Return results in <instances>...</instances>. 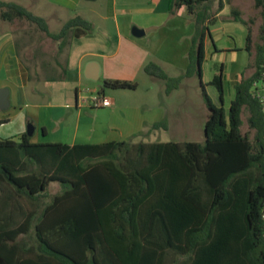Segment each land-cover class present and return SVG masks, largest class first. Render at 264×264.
Returning <instances> with one entry per match:
<instances>
[{
	"label": "trees",
	"instance_id": "trees-1",
	"mask_svg": "<svg viewBox=\"0 0 264 264\" xmlns=\"http://www.w3.org/2000/svg\"><path fill=\"white\" fill-rule=\"evenodd\" d=\"M170 1V10L184 5L194 18L184 76L200 79L208 109L203 142L68 144L37 142L25 131L0 138V264H264V112L252 88L264 61V0H254L263 18L254 70L237 78L227 111L222 71L209 81L218 105L201 81L208 26L222 1L217 12L216 0ZM0 9L3 20L26 19L63 40L60 49L69 32L77 29L79 36L91 29L76 15L52 33L43 17L17 3L0 0ZM250 42L248 32L249 51ZM144 71L174 82L169 91L182 79L154 62ZM104 85L137 86L121 79H105ZM243 110L252 138L241 131ZM159 126L166 123L153 124ZM52 181L61 188L42 202ZM28 233L31 243L19 239Z\"/></svg>",
	"mask_w": 264,
	"mask_h": 264
},
{
	"label": "rangeland",
	"instance_id": "rangeland-1",
	"mask_svg": "<svg viewBox=\"0 0 264 264\" xmlns=\"http://www.w3.org/2000/svg\"><path fill=\"white\" fill-rule=\"evenodd\" d=\"M14 2L30 11L36 16L43 17L49 31L57 33L61 25L70 17L80 15L84 16L93 24V30L90 31L91 38L81 42L66 41L69 48V66L74 64L77 56L86 49H100L103 45L114 46L116 40L114 26V2L120 0H2ZM222 9L218 16L208 26L209 34L206 38L205 54L201 64V81L210 100L218 103V91L216 86L209 83L215 74L221 71L224 78V96L223 107L227 111L230 101L234 97V84L237 78L242 74L250 75L254 68V56L256 46L260 45V25L263 22L262 8L254 4V0H221ZM219 2L216 0L212 4V10L218 8ZM232 10L239 12L240 18L246 20L247 24L241 20H236ZM2 9H0L1 13ZM105 17V18H104ZM184 30L186 27H180ZM159 40H153L151 45L155 47L158 56L170 62L173 65L166 66L165 71L169 77H178L181 73L182 63H185L187 54H183L186 47L185 42L177 38L178 34L171 33L167 36L163 29H159ZM107 32L110 43L99 41V34ZM150 28L148 34L152 33ZM250 32V51L245 48L246 36ZM4 33L14 35L15 50L22 60L29 64V69L40 71L44 67L49 57L55 54L56 48L54 41L42 33L39 28L26 19H14L12 21L0 18V36ZM10 34V35H11ZM57 41V40H56ZM63 40H58L60 44ZM145 41V40H143ZM56 43V42H55ZM66 45V46H67ZM67 46V47H68ZM67 47L65 48L66 51ZM31 52L36 56L31 66ZM59 56V59H63ZM57 61V60H56ZM43 63V64H42ZM65 64V63H64ZM35 67V68H34ZM65 67V66H64ZM0 85H5L10 91V105L6 109H0V120L2 118H13L9 123L10 129L16 125L18 116L32 114L36 118L37 109H29L17 105L14 93V86L4 74V68H0ZM32 70V71H34ZM42 73H30V87L26 89L28 97L26 102L30 105L52 104L58 106L67 103L65 113L62 118L52 119V129L59 130L62 136L59 141H108L124 140L131 143L137 142H164V141H195L204 140V122L206 120L208 109L201 93L200 79L197 74L191 78H185L175 86L174 82L166 81L161 78L149 76L144 72L138 73L135 82L138 83L136 89H113L104 85V78L100 76L96 80H89L82 75L79 80L73 77H54L46 76ZM42 76L51 79V85L46 83L47 79L40 80ZM40 80V81H38ZM13 86V87H12ZM37 87L38 90H34ZM3 88V87H0ZM35 91V92H34ZM102 92L113 96L116 99V112L109 114V108H100L95 106L93 100L101 99ZM75 93L79 94L80 106L75 107ZM71 105V106H70ZM243 124L242 133H248L253 137V130L248 128L247 111L243 110L241 114ZM155 122H164L166 126L153 127ZM29 123V122H28ZM26 123V126L27 124ZM51 124V123H50ZM60 124V125H59ZM62 124V125H61ZM113 128H112V127ZM0 129V134H3ZM53 134L57 132L52 131ZM34 141L43 142L42 134L37 131L32 135ZM54 140V139H50ZM60 183L52 181L41 193L42 202L51 201L53 195L60 190ZM20 240L31 243L30 234H23Z\"/></svg>",
	"mask_w": 264,
	"mask_h": 264
},
{
	"label": "crops",
	"instance_id": "crops-1",
	"mask_svg": "<svg viewBox=\"0 0 264 264\" xmlns=\"http://www.w3.org/2000/svg\"><path fill=\"white\" fill-rule=\"evenodd\" d=\"M170 3H171L170 0H120L119 2L115 1L113 6L114 26L116 33V40L114 46L103 45L98 50L86 49L77 56L72 66H69L68 53L70 51L69 50L70 46L67 45V42L60 49L59 44H57L58 40L56 41L55 39L49 37L54 41L55 47H57L55 54L49 57L46 63H44L45 66L44 67L42 66L40 71L37 72V70L34 69H32L34 70L32 71L30 70L31 67L29 66V64L24 62L16 52L14 35L11 33L1 34L0 68H4V74L6 75V77H8V79L11 81V83L14 86L15 98L17 101V105L20 107L19 111L21 112L23 108L25 109L28 108L29 111H33L34 109H37V115L35 116L36 117L35 119L32 118L31 116L32 114H28L29 112L21 116L19 115L18 116L19 119L17 120V123H15L16 125H14L12 129H10V127L8 126L9 123H12L14 119L11 117L2 118V120H0V129L2 127L6 129H3V134H0V138L17 137L19 134H21L26 130V123L29 122L35 126L34 134L40 130L42 134V138L44 139L43 142H63V141H59V138L62 136V133L59 130L56 131V129L54 128L52 129L51 126H53L54 124L53 122H50V120L51 118L52 119L62 118L64 116L67 103L65 102L59 104L58 106H54L52 104L37 105L35 103L29 105L26 102V98L28 97V92L26 91V89L31 86L30 85L31 72L42 73L43 75H45V73L48 72L49 74L46 76L52 75L56 78L73 77L74 79L79 80L82 77V75H84L85 66L88 64V62L93 61L94 62V65H92L93 68L99 67V73L97 79L100 76H103L104 79H121V80H129L135 82L136 80L135 76L138 73L140 72L146 73L144 71V66L148 62L156 63L167 74V72L165 71L166 66L173 65L174 63L161 59L158 56L155 47L151 45L153 40L156 41L159 40L160 36L158 35V33L160 32V30H158V28L159 29L162 28L163 33L167 36H170L171 33L178 34L177 38L180 41L185 42L186 47L183 51V54L185 55L188 53L191 44V39L195 30L193 15L187 11L186 7L182 5L178 8H173V10H170ZM219 12L216 14V17L218 16ZM81 17L85 18L84 16ZM182 25H185L186 27L184 30L180 28L182 27ZM133 26L142 29L144 31V34L140 37H135L131 31ZM150 28H152L153 32L148 34V30ZM91 30H93V24H91V29L83 30L82 34L76 36L77 29H74L73 32H69V34L66 37L67 38L66 41L69 42L72 41V43L81 42V40L87 41L88 39L91 38L90 36ZM97 37H99L100 38L99 41L103 43L111 42L107 37V32H104V34L101 35L99 34ZM205 44H206V39H205ZM66 47H67L66 51H63L65 50ZM35 56H36L35 52H31V57H32L31 66H34L36 64L33 62ZM59 56H63L64 58L61 60L59 59ZM185 61H186L185 63H182L183 67H181V73L179 74V76H182L181 80L185 78H191V76H184L185 70L188 65V56L187 59H185ZM0 73H1V69H0ZM46 76L44 77L42 76L40 80L47 79L46 83L51 85L52 82L51 79H53L51 78L52 76H50V78L48 77L46 78ZM149 76L156 77L153 75H149ZM136 84L138 86L137 82ZM4 86H5L4 84L0 85V87H4ZM34 90H38V88L35 87ZM9 94L10 91H8V101L10 105ZM78 95L79 94L75 93L76 108L80 106V102H79L80 97ZM102 96L108 97L110 99V104L108 106L105 105L99 107L105 108L107 106L106 108H109V114L113 115L116 112L115 97L107 95L105 92H102ZM52 131L57 133L53 134ZM50 139H54V140H50ZM37 142H39V140H37ZM100 142H105V141L96 142V141L87 140V141H74L70 143L69 142H63V143L77 144V143H100Z\"/></svg>",
	"mask_w": 264,
	"mask_h": 264
},
{
	"label": "water",
	"instance_id": "water-1",
	"mask_svg": "<svg viewBox=\"0 0 264 264\" xmlns=\"http://www.w3.org/2000/svg\"><path fill=\"white\" fill-rule=\"evenodd\" d=\"M132 34L135 37H140L144 34V31L136 26H133L132 29ZM94 62L90 61L88 62V64L85 66L84 69V76L85 78L89 79V80H96L98 77V73H99V67L97 68H93ZM196 67L197 69H199V62L197 61L196 63ZM9 105V101H8V89L7 88H0V109H6ZM35 131V126L32 123H28L26 126V134L28 136H32L34 134Z\"/></svg>",
	"mask_w": 264,
	"mask_h": 264
},
{
	"label": "built area",
	"instance_id": "built-area-1",
	"mask_svg": "<svg viewBox=\"0 0 264 264\" xmlns=\"http://www.w3.org/2000/svg\"><path fill=\"white\" fill-rule=\"evenodd\" d=\"M252 88L254 89V95L259 100L264 112V61L260 67L258 78L252 84ZM93 102L95 106H105L110 104V99L106 96H102L101 99L95 98ZM261 213L262 219L264 220V203L262 205Z\"/></svg>",
	"mask_w": 264,
	"mask_h": 264
}]
</instances>
